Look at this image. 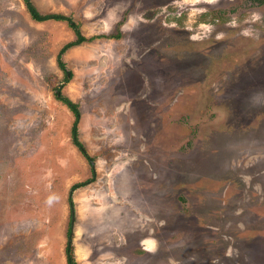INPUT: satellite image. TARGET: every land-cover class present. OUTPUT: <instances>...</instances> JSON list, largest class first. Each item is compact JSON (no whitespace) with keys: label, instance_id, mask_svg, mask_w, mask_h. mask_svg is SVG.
Instances as JSON below:
<instances>
[{"label":"rangeland","instance_id":"obj_1","mask_svg":"<svg viewBox=\"0 0 264 264\" xmlns=\"http://www.w3.org/2000/svg\"><path fill=\"white\" fill-rule=\"evenodd\" d=\"M30 2L88 41L0 0V264H264V0Z\"/></svg>","mask_w":264,"mask_h":264},{"label":"trees","instance_id":"obj_2","mask_svg":"<svg viewBox=\"0 0 264 264\" xmlns=\"http://www.w3.org/2000/svg\"><path fill=\"white\" fill-rule=\"evenodd\" d=\"M22 1L25 5V8H26L30 18L33 21L39 22V23L45 22V21L66 22L67 25L70 27V29H72L74 31L75 39L72 42H69L66 45H64L60 49V51L58 52V54L56 56L57 66L64 73V79H65V81H67L70 73L68 71H66L65 65L61 59V56L69 48L80 45L81 43L88 41V39L80 33L78 26L69 17H66L64 15H59V14L41 15V14H39V12H37V10L31 4L30 0H22ZM118 37L119 36L117 35V36L110 37V38H118ZM105 38H107V37H105ZM55 98L58 101H60L63 105H65L68 108V110L72 113V115L74 116V123H73L72 130H71L72 142L75 145V147L79 150V152L86 158L85 149H84L82 143L77 139L78 131L76 128V122L79 119V112L77 110V106L74 103H72L71 101H69L67 98H63V97L59 96V90L56 91ZM78 186H79L78 184L73 185L71 187V190L73 191ZM69 202H71V200ZM65 254H66V264H76L70 245H68L66 247Z\"/></svg>","mask_w":264,"mask_h":264}]
</instances>
